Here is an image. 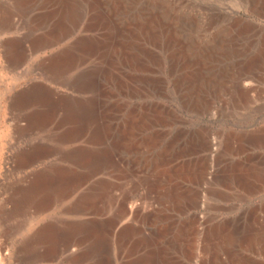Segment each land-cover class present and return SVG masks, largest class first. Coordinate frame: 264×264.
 <instances>
[{
  "label": "bare ground",
  "instance_id": "bare-ground-1",
  "mask_svg": "<svg viewBox=\"0 0 264 264\" xmlns=\"http://www.w3.org/2000/svg\"><path fill=\"white\" fill-rule=\"evenodd\" d=\"M24 1L13 0V3L18 8ZM131 1L111 0L112 14L120 17L112 28L96 30L95 27L105 25L107 20L102 22L99 14L87 18L83 12L77 13L78 7L71 4L69 6L66 0L62 1L65 8L67 7L66 12L57 10L56 13L55 10H49L36 13L30 18L36 29L33 30L41 31L37 36L29 37L27 42H34V48L42 49L53 47L71 36L73 31L67 28L68 23L79 25L85 20L86 32L83 35L53 50L36 67L42 71L44 77L56 82L61 79L62 82H59L73 92L88 95H67L40 82L17 88L8 95L11 110L20 114L24 112L23 117H19L12 128V133L23 136L47 131L48 137L53 141V147L37 144L23 149L17 156L18 165L43 162L54 153L70 164L65 166L54 163L31 172L26 177V182L17 188L16 195L10 198L13 202L12 209L9 207L11 213L22 214L23 211L31 209L40 213L52 206L53 200L70 198L65 211L74 216L61 225L54 223L39 226L20 243L17 252L31 260L57 259L67 254L66 261L70 264H194L199 252L204 256L210 252L211 247L208 244L211 236L222 234L224 239L217 242L211 264H223L222 255L229 252V247L231 250L241 247L237 229L225 218L227 222L217 219L212 223H205L201 213L197 211L204 195L201 187H207L215 176L218 152L213 151L216 149V141L206 130L200 135L197 132L198 137L193 143L185 141L177 144L171 140L166 142L163 138L165 132L153 127L155 121L165 123L167 121L164 120L171 117L175 118L174 121L183 123L186 122L185 118L182 119L172 105L163 102H158L159 108L154 109L147 108V104L145 106L139 102H129L145 94L152 97L155 88L162 86L164 82L161 83V79L151 76L150 69L155 65L159 67L158 64L162 63L157 49L165 51L166 48H171L164 46L158 37V22L154 21L155 17L149 13L134 14L130 11ZM87 2L89 6L94 0ZM1 19L5 21L4 18ZM26 45L25 41L6 42L3 51L11 57L26 48ZM179 55L175 51L169 53L171 67L176 65L179 57L184 64H197L204 57L202 52L196 54L190 48H186ZM78 67L81 69L78 70ZM180 85L177 83V90L180 92L176 95L182 100L180 102L193 110L212 109V104L200 97V94L197 96V92H185L183 88L186 87L182 88ZM162 108L168 117L158 113ZM239 136L236 134V137ZM81 139L85 141V145L68 147V144ZM239 141L264 143V130L262 133L245 136ZM204 150L211 153L186 160L187 155ZM249 164L244 161L232 165L239 172V176L236 174L231 177L236 180V184H240L252 172ZM138 169L142 174L136 173ZM150 171L155 172L162 180L174 179L179 185L188 183L189 186L187 190L181 189L180 193L178 188L174 191L170 189V204L165 205L162 202L149 212H139L141 209L139 210L138 205L130 206L128 193L133 194L140 186L151 189L154 182L147 179ZM120 183L129 184L130 188L120 189ZM155 190V193L164 196L162 189ZM110 214L113 217L112 222L107 217ZM124 219H129L133 224L122 225ZM258 236L257 232L254 238ZM231 250L227 254L229 258L235 256L229 255ZM3 259L1 257V261Z\"/></svg>",
  "mask_w": 264,
  "mask_h": 264
},
{
  "label": "rangeland",
  "instance_id": "rangeland-1",
  "mask_svg": "<svg viewBox=\"0 0 264 264\" xmlns=\"http://www.w3.org/2000/svg\"><path fill=\"white\" fill-rule=\"evenodd\" d=\"M49 1L51 2L49 3ZM62 1L25 0L24 3L18 5V8L20 6L18 9L13 0H0V264H70L69 261H66L68 260L67 254L57 259L31 260L25 257L24 254L17 252L20 243L39 226L54 223L61 225L74 217L65 211L70 198L60 201L53 200L51 202L53 207L50 206L46 211L37 213L34 209H31L30 211H23L22 214L21 212L11 213L13 202L10 199L16 195L21 184L26 182V177L34 170L54 163L70 166L68 162L60 159L56 153L43 162L34 161L28 165H18L17 156L23 149L37 144L53 147V141L48 137L47 131L23 136L12 133V128L18 122L19 117H23L24 112L20 114L11 110L8 105L10 92L31 85L33 82L43 83L49 88L59 92L63 91L67 95L73 94L77 97L88 95L73 92L69 87L59 82H62L61 79L56 82L44 77L42 71L36 67L37 63L53 50L59 49L69 41L83 35L86 32L85 20L79 25L68 23L67 28L73 31V34L53 47L34 48L36 46L33 45L34 42H32L33 44L27 42L29 37L37 36L41 31H35L36 29L32 26L30 18L36 13L48 12L49 10H55L56 13L57 10L66 12L67 7L65 8ZM87 1L89 0H66L69 6L79 8L76 9L77 13L83 12L87 18L99 14L102 16V22L107 20V25L97 26L95 27L96 30L115 26L114 23L120 17L114 13L113 16V11L110 8L111 0H94L93 4L89 6ZM130 8V11L134 14H152L153 18L155 17L154 21L158 22L156 29L162 44L171 47L166 48L165 51L157 49V52L161 55L160 62L162 61V63L159 62V67L156 65L153 67L154 72L150 69L151 76L161 79V83L164 82L161 84L162 86L155 88L156 91L154 90L152 97L146 94L137 96L129 101L130 104L139 102L145 106L147 104V108L154 109L159 108L158 102H163L172 105L178 115L182 119L185 118L186 122L183 123L176 122L174 121L175 118L171 119V117L165 119L164 121H167L165 123L155 121L153 127L165 132L163 138L166 142L171 140L177 144L185 141L193 143L201 132L207 130L210 133L217 144L213 152H218V157L216 156L217 159L215 160V176L210 180L212 183L209 182L207 187L203 186L205 189L201 187L200 190L204 195L202 194L203 200L197 211L199 214L201 213L200 215H202L201 217L205 223H212L217 219L224 221L228 219L227 221L233 223L235 229H237L236 234L237 237H240H238V241H241V247L238 249L235 247V250H231L229 247L228 251H232L229 255L235 256L229 258L227 256L229 252H224L222 255L223 264H264V143L253 141H242L240 143L239 141L245 136L258 132L262 133L264 130V0H132ZM127 9L129 8L127 7ZM1 18H4L5 21H1ZM169 33L171 35L168 36ZM10 41L18 43L25 41L27 43L25 50L23 49L24 51L22 50L11 57L5 55L3 45ZM186 48H190L191 52L196 54L202 52L204 56L202 61L197 64H184L181 57H179L180 60L176 65L173 64L172 68L170 65L172 61L168 58L169 53L175 51L181 56ZM197 65L200 67L198 68ZM180 67L184 69H180ZM35 68L36 71H33ZM169 68L170 70H167ZM80 69L78 67V70ZM195 76L196 79H194ZM190 78L193 82L189 81ZM177 83L181 84L182 88H187H183L185 92L192 94L197 92L195 94L197 96L200 94V97L212 104V109L208 111L193 110L184 102H180V97L176 96L180 92V90H177ZM152 104L153 106H151ZM158 113L163 117H168L163 108L159 109ZM197 132L199 133L197 134ZM175 133L176 135H174ZM231 134H234V136ZM236 134L240 136L236 137ZM85 144V141L81 139L68 144V147ZM210 153V151L205 150L199 151L187 155L186 160L195 157L197 159ZM244 161L250 163L249 167L252 172L240 184L239 182L236 184V180L231 177L239 172L233 166ZM218 171L222 176L219 175ZM138 172L142 174L139 169L136 173L138 174ZM147 179L151 183L154 182L151 189L140 186L133 194L129 195L128 193L130 206L138 205L139 210L141 209L139 212L144 213L155 209L162 202L165 205L170 204L169 202L172 201L170 199V197L172 198L171 193L168 194L170 189L174 191L178 188L180 193L181 189L187 190L189 186L188 183L179 185L176 181V183L174 182V179L170 181L162 180L153 171H150ZM119 185L120 189L130 188L129 184L120 183ZM161 185H163L162 188ZM250 185L252 189L249 187ZM118 187L117 190H119ZM153 187L162 189L164 196L155 193L156 190L154 191L155 188L153 189ZM125 194L127 196V192ZM142 206H144L143 209ZM145 208L148 210L146 211ZM110 216L111 214L107 217L112 222L113 217ZM128 223L133 224L129 219H124L121 224L128 225ZM257 232L259 236L255 239L254 236L257 235ZM222 236V234L211 236L210 240L213 241L212 243L209 241L208 244L211 247L210 252L205 256L199 252L194 264H211L216 245H218L217 242H222L224 239V236ZM1 257H4V261H1ZM242 260L245 261L241 262Z\"/></svg>",
  "mask_w": 264,
  "mask_h": 264
}]
</instances>
